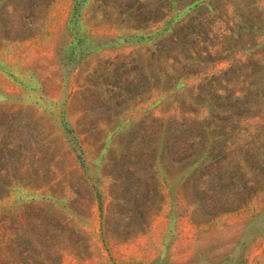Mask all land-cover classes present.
<instances>
[{"label":"rangeland","instance_id":"1","mask_svg":"<svg viewBox=\"0 0 264 264\" xmlns=\"http://www.w3.org/2000/svg\"><path fill=\"white\" fill-rule=\"evenodd\" d=\"M0 264H264V0H0Z\"/></svg>","mask_w":264,"mask_h":264}]
</instances>
